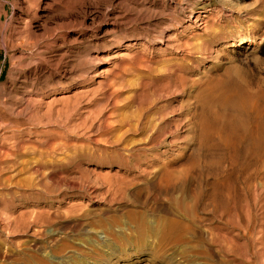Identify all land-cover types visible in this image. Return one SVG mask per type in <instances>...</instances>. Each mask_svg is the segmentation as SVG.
<instances>
[{
	"label": "rangeland",
	"instance_id": "obj_1",
	"mask_svg": "<svg viewBox=\"0 0 264 264\" xmlns=\"http://www.w3.org/2000/svg\"><path fill=\"white\" fill-rule=\"evenodd\" d=\"M189 3L0 0V241L34 239V222L47 219L37 253L50 251L52 264L70 255L66 246L98 241L104 228L103 247L133 249L129 262L109 249L118 256L111 264H171L169 258L189 264L178 247L161 248L153 236L140 237L130 216L136 212L146 220H177L175 238L199 245L194 264H245L243 250L216 252L210 244L212 227L230 236L235 230L206 212L207 195L218 177L227 187L246 188L256 211L254 189L264 186V160L233 166L229 153L203 146L196 96L218 68L203 62L204 68L201 56L219 46L212 32L228 25L216 24L214 15L204 33L189 20ZM258 10L264 14V2ZM176 45L184 51L174 58ZM237 49L223 48L218 61L236 56ZM165 52L175 60L166 62ZM255 55L264 61V44ZM187 169L192 176L182 192L180 173ZM168 172L176 179L160 185ZM199 184L206 196L195 205ZM173 187L175 203L155 191ZM181 206L192 207V214L181 215ZM253 252L244 253L249 262L264 264V256ZM101 253L96 249L85 259Z\"/></svg>",
	"mask_w": 264,
	"mask_h": 264
},
{
	"label": "bare ground",
	"instance_id": "obj_2",
	"mask_svg": "<svg viewBox=\"0 0 264 264\" xmlns=\"http://www.w3.org/2000/svg\"><path fill=\"white\" fill-rule=\"evenodd\" d=\"M263 2L264 0H201V2L190 0V3L187 4L190 8L189 20L191 23L198 24V28L204 33L208 32L209 18H216L214 15H217L216 24L224 21L225 25H228L222 31L212 32L213 38H219V46L209 48L207 53L201 56L200 65L203 62H210L209 66L218 68V73L197 92L196 99L198 103L202 104V109L198 115V125H200L203 146L211 151H219L221 154L226 151L230 154L229 160L233 166L245 159L246 161L252 158L264 160V76H262L264 61L255 55V51H258L264 44V14L258 10ZM200 40L197 41L200 42ZM257 41L259 42L257 43ZM250 44L252 47H249ZM174 47H176V53L172 55L175 58L178 56V52L182 54L184 46L177 47L176 45ZM230 47L238 48L234 52L236 56L225 57L224 63L218 61L219 56L223 53V48ZM169 55L166 52L161 54L166 62L175 60L167 58ZM206 63H203L204 68ZM194 167L195 165L192 168ZM192 171L193 169H187L180 173L183 185L182 192L187 190L188 181L186 178L192 176ZM168 174H165L167 177L164 175L166 181L160 185L163 186L164 184L168 187L176 179L170 172ZM203 175L202 172L198 174L200 178ZM198 187L192 198V203L195 205L206 196L203 186L199 184ZM210 187L211 190L207 197L211 207L206 212L213 213L214 218H224L225 225H232L235 230L234 235L230 236L222 233L221 229L223 228L221 226L212 227L209 232L210 244L217 247L216 252H220L221 249H233L239 254L243 250V258L240 261L245 264L250 263L244 254L249 248L253 247L255 250L253 256L258 259L263 258L264 186L258 190V193L256 187L254 189L255 198H257V202H255L258 207L256 211L245 196L246 188L243 190L238 186L236 189L231 186L227 187L218 177H213ZM161 189L155 190L157 195L167 196L169 201L176 202L177 199L173 196L177 194L175 187L169 192ZM248 191H251L250 187ZM181 207L182 210H179L181 215L192 214V207ZM79 208H84V206L81 204ZM162 211L170 214L165 207L162 208ZM130 216L135 224V232L140 237L153 236L163 244L161 248L171 246V248L176 249L178 247V250L181 249L182 251V257L189 260V264H194L191 259L200 257L198 244L189 245L182 242L183 239L175 238L174 229L180 227V224L176 222L177 220L163 216L157 217L155 221L146 220L145 214L136 212ZM39 222H34L36 226L31 234V238L34 239L18 243L12 238L6 237L0 241V264H52L49 261L53 256L50 251L37 253L39 249H42L37 244V235L42 232L40 228L43 224L50 223L47 219ZM6 223L8 224V222ZM28 227L25 225V228ZM3 229L7 235L9 233L8 225L5 224ZM105 231L108 232L109 230L104 228L101 233H98V241L90 240L86 244L66 246L65 250L70 255L53 264L82 262H86V264H101L103 262L111 264L112 260L118 259L114 253V248L125 258V262H129L128 259L134 256L129 254L133 249L122 247V250H119L114 245H106L107 248L103 247L102 244L108 242V238L104 235ZM22 232L28 231L24 229ZM50 233L52 236L55 235L51 230L48 231V234ZM96 249L102 250L101 255L88 262L85 259L86 256L95 253ZM209 249L212 251V247ZM169 261L171 264H175V260L169 258Z\"/></svg>",
	"mask_w": 264,
	"mask_h": 264
}]
</instances>
